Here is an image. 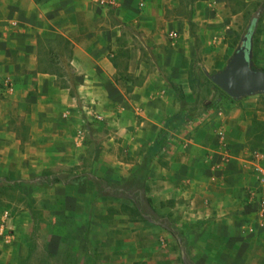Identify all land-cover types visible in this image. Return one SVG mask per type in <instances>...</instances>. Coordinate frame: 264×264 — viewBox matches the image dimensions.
Instances as JSON below:
<instances>
[{
    "label": "crops",
    "instance_id": "crops-1",
    "mask_svg": "<svg viewBox=\"0 0 264 264\" xmlns=\"http://www.w3.org/2000/svg\"><path fill=\"white\" fill-rule=\"evenodd\" d=\"M226 3L232 9L230 0ZM132 12L121 0H0V77L15 89L10 91L13 103L27 105L42 118L54 114L55 136L32 138V143L49 144L44 151L49 157H79L68 143L72 138L64 136L80 131L84 114L101 112L95 115L99 119L123 111L141 114L142 124L154 129L152 137L141 132L137 121L129 137L151 143L167 118L191 101L185 100L192 68L187 45L163 41L157 25L139 22L151 15ZM229 38L224 54L231 56L234 37ZM224 65V56H210L202 70L219 71ZM169 133L167 152L174 156L162 167V182L174 185L172 192H186L184 222L221 230L229 241L228 257L240 248L249 256L262 255L264 262V214L249 197L252 189L264 188V93L224 99ZM13 243V235L0 231V264L18 263V256L8 259Z\"/></svg>",
    "mask_w": 264,
    "mask_h": 264
},
{
    "label": "rangeland",
    "instance_id": "rangeland-1",
    "mask_svg": "<svg viewBox=\"0 0 264 264\" xmlns=\"http://www.w3.org/2000/svg\"><path fill=\"white\" fill-rule=\"evenodd\" d=\"M209 1L121 0L132 13L151 15L139 22L157 25L160 39L187 45L192 68L185 100L191 101H185L184 110L197 119L208 113L203 109L213 96L217 72L210 69L207 78L203 65L207 67L210 56H224L226 65L229 37H234V52L260 7L250 49L253 65L264 69V0L247 3L237 15L233 12L241 5L236 0L230 2L233 12L224 0ZM1 78L0 226L5 225L3 234L15 237L8 259L18 256L17 264H264L262 255L249 256L240 248H233L235 255L228 257L229 241L213 224L184 222L186 192H172L175 186L162 182V167L173 153L165 152L153 163L145 188L137 192L131 173L149 143H135L129 136L137 121L141 132L152 137L154 129L142 124L144 116L123 111L99 119L95 115L101 112L84 114L80 131L64 136L72 138L69 145L81 154L75 160L54 159L44 153L48 143H32L36 135L45 140L55 136L54 114L42 118L27 105L13 103L15 89L8 91ZM179 86L175 88L180 91ZM115 187L121 189L119 194ZM5 211L10 222L2 216Z\"/></svg>",
    "mask_w": 264,
    "mask_h": 264
},
{
    "label": "water",
    "instance_id": "water-1",
    "mask_svg": "<svg viewBox=\"0 0 264 264\" xmlns=\"http://www.w3.org/2000/svg\"><path fill=\"white\" fill-rule=\"evenodd\" d=\"M260 12L261 7L251 17L247 37L243 38L244 43L236 48L225 67L213 76L215 85L232 99L264 93V69L253 66L250 49L252 34L256 30Z\"/></svg>",
    "mask_w": 264,
    "mask_h": 264
},
{
    "label": "trees",
    "instance_id": "trees-1",
    "mask_svg": "<svg viewBox=\"0 0 264 264\" xmlns=\"http://www.w3.org/2000/svg\"><path fill=\"white\" fill-rule=\"evenodd\" d=\"M231 1L233 0H230V2ZM236 1L238 4L241 5V7L238 8V10H242L247 5L245 0H236ZM247 33H248V29H247ZM236 44L237 43H235L234 46H236ZM216 73L217 72H215V74ZM205 74H206L205 76L208 78L209 77L208 72ZM213 91H214L213 96L209 101V104L203 109L204 111H209L213 108L218 107L221 104V102L224 101V99H232L227 93H225L222 89H220L216 85L213 86ZM202 112L203 111H201V113ZM190 120H192V115H190L189 111L187 110L176 112L170 115L167 118L164 127H162L159 130L155 140L149 143L146 146V148L143 150L141 154V161L137 169L131 173L132 181L136 186V190L138 193L142 192V190L146 186V182L150 178L151 167L154 160L160 159L163 156V154L167 152L168 143L170 139L169 131L175 129L181 124L187 123ZM113 190L115 191L116 194H119L121 191L120 188H116V187Z\"/></svg>",
    "mask_w": 264,
    "mask_h": 264
},
{
    "label": "built area",
    "instance_id": "built-area-1",
    "mask_svg": "<svg viewBox=\"0 0 264 264\" xmlns=\"http://www.w3.org/2000/svg\"><path fill=\"white\" fill-rule=\"evenodd\" d=\"M100 2L102 4L104 3H108V0H100ZM6 87L8 89V91H12L13 88L11 87V84L9 81H6ZM249 197L250 200L254 203L257 204L258 210L260 212V214H264V188H256V189H252L249 192ZM6 214L4 215L5 217L8 215V212H5ZM0 231L1 233L5 232V225L2 224L0 226ZM10 236V235H9Z\"/></svg>",
    "mask_w": 264,
    "mask_h": 264
}]
</instances>
